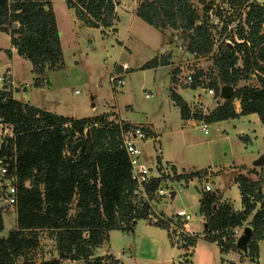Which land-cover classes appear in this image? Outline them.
Returning a JSON list of instances; mask_svg holds the SVG:
<instances>
[{"label": "trees", "instance_id": "16d2710c", "mask_svg": "<svg viewBox=\"0 0 264 264\" xmlns=\"http://www.w3.org/2000/svg\"><path fill=\"white\" fill-rule=\"evenodd\" d=\"M64 1L83 25L101 31L116 29L114 0ZM196 1L200 7L193 0H139L135 14L160 32L167 28L178 31L189 53L213 55L216 78L208 86L214 97L221 96L222 85L233 91L208 113L192 111L172 87L170 99L185 120L192 118L209 124L256 113L264 126V5L252 0H220L232 10L228 11L214 4L215 0ZM212 15L218 22L211 20ZM235 19H238L236 26L229 31L228 26ZM14 23L17 26L12 28ZM0 31L10 36L16 54L30 62L31 71L36 74L35 86L44 82L41 76L46 71L62 67L63 53L51 0H0ZM220 36H228L230 42H218ZM215 46L217 52L213 53ZM7 54L11 57L10 48ZM168 64V57L161 54L139 68ZM178 71L172 70V82ZM203 75V70H197L187 85L201 86ZM236 100L239 111L235 109ZM0 114L14 131L6 153L12 158L18 197L16 227L6 236L0 234V264H61L64 260L119 264L112 254L94 256V250L108 241L111 230L130 231L137 220H149L155 205L165 202L166 196L156 190L167 181L182 177L168 174L154 177L144 185L147 198L141 195L131 178L130 162L121 139V129L134 125L111 120L107 114L68 117L2 91ZM79 139L85 140L89 154L73 151L72 144ZM261 177L252 179L243 173L234 177L241 209L219 201L212 191H200L198 197V211L204 219L203 239L215 242L221 252L232 250L243 254L236 246L234 229L248 225L252 235L244 254L255 263L259 259V241L264 240ZM2 213L0 210V233L4 228ZM152 224L168 230L182 223L169 217L158 218ZM40 231L54 237L56 257L35 259ZM184 240L185 246L194 245L196 236H186Z\"/></svg>", "mask_w": 264, "mask_h": 264}, {"label": "rangeland", "instance_id": "374dc122", "mask_svg": "<svg viewBox=\"0 0 264 264\" xmlns=\"http://www.w3.org/2000/svg\"><path fill=\"white\" fill-rule=\"evenodd\" d=\"M114 1L118 14L114 23L116 29L106 28L100 32L98 28L82 25L64 0H51L61 38L63 65L46 71L41 76L44 82L39 86L33 84L36 74L31 71L28 60L17 54L8 56L10 36L0 31V65L9 68L14 77L18 86L14 93L16 99L37 106L49 103L58 111L77 118L107 114L118 122L123 119L133 125H149L148 130L154 134L138 143L141 161L153 174L157 170L159 175L182 176L162 184L170 193L164 198L165 202L154 208L156 214L165 219L173 217L174 220L173 213L179 208L191 212L193 219L188 223L195 230L194 245L185 247L187 235L176 233L174 226L168 230L157 227L152 224L155 219L149 218L138 220L130 231L111 230L108 241L95 249L96 255L113 253L123 257V264H190L192 261L193 264H264V240L259 241L257 263L250 261L244 252L221 253L216 244L204 240V219L198 211V194L204 191L203 185L208 181H214V188L221 185L231 203L240 206L239 191L232 184L231 176L235 173L246 175L241 165L258 166L254 163L264 158L262 124L249 114L243 118L209 123L208 131L204 132L199 127L202 124L199 120L181 119L178 107L169 97L170 87L189 102L193 111L205 112L206 108L207 113L208 106L211 108L216 102L214 94L208 92V83L216 78L212 67L213 55L191 54L178 31L167 28L160 32L137 17L134 9L139 0ZM252 1L264 4V0ZM193 2L200 7L196 0ZM214 4L232 11L220 0H215ZM233 16L237 17L235 11ZM210 18L218 22L216 16ZM222 40L228 42L229 37H218V42ZM161 54L168 57V65L139 68ZM123 63L129 69L123 70ZM174 68L179 71L172 82ZM197 70L204 72L200 78L201 86L189 87L186 75ZM116 73H123L125 81L122 86L114 88L109 78ZM239 135H248L251 141L239 138ZM158 158L160 164L157 163ZM173 165L175 169H172ZM204 168L208 171L201 172L200 176L183 177ZM261 176L264 190V169ZM173 191L174 194L176 192L174 198L171 197ZM2 217V235H6L16 227V212L6 210ZM51 238L54 240L47 231L39 232L34 249L37 261L43 260L46 253L52 254L55 243ZM229 258L234 261H228ZM79 261L78 264H85L83 260Z\"/></svg>", "mask_w": 264, "mask_h": 264}, {"label": "built area", "instance_id": "2783aa9c", "mask_svg": "<svg viewBox=\"0 0 264 264\" xmlns=\"http://www.w3.org/2000/svg\"><path fill=\"white\" fill-rule=\"evenodd\" d=\"M262 4L261 2H258ZM233 25L228 26L229 29H234L238 19L234 20ZM227 41V40H226ZM230 42V41H228ZM123 70L129 69L126 63L122 65ZM124 74L117 73L110 76V82L113 84L114 88L122 86L124 84ZM193 79V74L186 75V84L190 83ZM18 86L14 80L12 74H10L9 69L0 65V91L10 92L14 97V93L17 91ZM209 93H213L212 88H208ZM148 96V95H147ZM201 129L204 132L208 131L207 123L203 122L200 124ZM148 132L140 126H131L128 129H121V139L122 145L125 149V152L128 156L130 167H131V178L136 182L138 192L146 197L144 185L149 183L152 178L159 177L158 174L154 175L150 168H148L140 159L141 150L138 147V143L147 139ZM14 136V131L12 124L7 121L0 114V210L3 212L6 210H16L17 206V185H16V176L13 173L11 167L12 158L9 157L6 153L9 140ZM203 189L209 191L211 186L209 183H205ZM156 193L159 195H169L170 191L167 188L159 187L156 190ZM147 198V197H146ZM150 218L165 219L161 214H156V209L153 208V213L150 215ZM175 218L179 220L182 224L180 226H174L177 229L178 234H186L185 229L187 223L193 219L192 213L186 210L185 208H179L175 211ZM172 225V224H171ZM245 225L237 227L234 229V235L236 240L241 234L242 228ZM228 261H234L232 258H229Z\"/></svg>", "mask_w": 264, "mask_h": 264}, {"label": "crops", "instance_id": "0c3cea01", "mask_svg": "<svg viewBox=\"0 0 264 264\" xmlns=\"http://www.w3.org/2000/svg\"><path fill=\"white\" fill-rule=\"evenodd\" d=\"M264 5V4H263ZM117 3L115 4V11L117 12ZM136 9V8H135ZM135 9H134V13H135ZM73 10V9H72ZM118 15V14H117ZM136 15V14H135ZM56 17V16H55ZM56 22H57V20H56ZM81 22V21H80ZM82 23V22H81ZM83 25V24H82ZM88 27V26H87ZM116 27V26H115ZM99 30H100V32H101V29L100 28H98ZM111 30V29H110ZM108 33L110 32L109 30H106ZM2 32V31H1ZM111 32H113V31H111ZM59 36H60V33H59ZM10 40V39H9ZM60 40H61V38H60ZM61 42V41H60ZM9 48L12 50V55L13 54H16V52H15V49L13 48V47H11V45H10V43H9ZM8 48V49H9ZM159 66H163V65H159ZM158 67V66H157ZM156 68V67H155ZM112 71H114V69L112 70ZM117 74V73H116ZM18 90V89H17ZM14 98H15V96H14ZM215 98V104L210 108L209 106H208V109H209V111L210 110H212L216 105H218V103H221L222 102V100L224 99V96L223 95H221L220 97H214ZM187 103H188V105H189V107L191 108V105L189 104V102L188 101H186ZM27 103H29V102H27ZM30 104V103H29ZM47 104V105H46ZM46 104H41V105H39V106H37V105H34V106H36V107H39V108H42V109H45V110H47V111H51V112H55V113H57V114H60V115H64V116H68V117H72V116H69V115H66L65 113H63L62 111H58L57 109H55L53 106H51V105H49V103H46ZM234 104H235V109H236V111H239L240 110V106H239V101L238 100H236L235 102H234ZM32 105V104H31ZM191 110H192V108H191ZM204 110H205V112H203V113H206V108H204ZM193 111V110H192ZM208 111V112H209ZM207 112V113H208ZM249 114H251L252 116V118L253 119H255V120H259V118H258V116H257V114L256 113H249ZM249 114H245V115H239V116H237V117H235V118H243V117H246V116H248ZM73 118H77V117H73ZM78 118H81V117H78ZM181 118V117H180ZM182 119V118H181ZM192 119V118H191ZM191 119H186V120H191ZM121 120H123V119H121ZM185 120V119H184ZM195 120V119H194ZM227 120V119H226ZM123 121H125V120H123ZM222 121V120H221ZM125 122H127V121H125ZM201 123H203L204 121H200ZM216 122H218V121H216ZM260 122V121H259ZM128 123H130V122H128ZM131 124V123H130ZM133 125V124H132ZM134 126H140V127H144V128H146L147 129V132L149 131L148 129V126L149 125H134ZM207 126H208V123H207ZM263 126V125H262ZM199 127H200V125H199ZM152 128V127H151ZM263 136H262V138H263V141H264V126H263ZM155 130V129H154ZM149 134V133H148ZM154 133H152V135H153ZM239 138H243L244 140H246V141H251V138L248 136V135H246V136H241V135H239ZM254 164H258L257 162L256 163H254ZM174 166V165H173ZM235 166V165H234ZM240 167H242V169L247 173L246 175L247 176H249L250 178H252V179H258L260 176H261V171H262V169H264V165H260V164H258V166H252V167H248L247 165H241ZM174 168H175V166H174ZM255 168V171L253 170ZM249 169L251 170V171H249ZM208 171V169H201V170H198V171H196V172H199V174H197V175H194L193 177H196V176H200V173L201 172H205V171ZM252 171H253V173H254V175L252 174ZM196 172H193V173H196ZM210 172H212L213 173V170H210ZM248 172H251L250 174L248 173ZM153 173V172H152ZM156 174H158V172H157V170H155V172H154V175H156ZM239 174V173H238ZM251 174L253 175V176H255V178L254 177H252L251 176ZM159 175V174H158ZM237 174L235 173V174H233L232 176H231V181H232V184L233 185H235V186H237V184L234 182V177L236 176ZM160 176V175H159ZM192 177V178H193ZM262 182V181H261ZM206 183H209L210 184V186H211V189L209 190V191H211L212 190V192H214V193H216V195H217V197H218V199H219V201H221V202H226V203H228V204H230L234 209H241L242 208V206H241V196H240V192H239V197H240V206L239 207H236V206H234L232 203H231V201L229 200V197H227V195L224 193V190L222 189V186L221 185H218L217 187H213V184H214V181H208V182H206ZM261 185H262V188H263V184L261 183ZM160 187H162V185L160 186ZM203 187H204V185H203ZM238 188V187H237ZM238 191H239V189H238ZM174 192V191H173ZM176 195V192H175V194H174V196ZM174 196L172 197V198H174ZM198 197H199V194H198ZM173 215H174V217H175V212L173 213ZM201 215V214H200ZM202 216V215H201ZM3 218V217H2ZM202 218H203V216H202ZM142 220V219H141ZM138 222V220L136 221V223ZM203 226H204V220H203ZM165 230V229H164ZM194 232H195V230L193 229V226L191 225V224H189V223H187V226H186V229H185V235H187V236H193L194 235ZM1 235H2V232L0 233ZM109 234H110V232H109ZM204 234V233H203ZM203 234H202V238H203ZM7 235V234H6ZM6 235H2V236H6ZM51 241H53V243H55V241L51 238L50 239ZM210 243H214V244H216L215 242H210ZM217 245V244H216ZM187 246H189V245H187ZM218 246V245H217ZM186 247V246H185ZM184 248V247H183ZM219 248V247H218ZM219 251H220V249H219ZM232 251V250H231ZM221 252V251H220ZM235 252V251H234ZM221 253H223V252H221ZM105 254H112L115 258H117L118 260H119V264H123L124 263V259H123V257H121V258H119V256H117V255H114L113 253H105ZM105 254H103V255H105ZM123 254L125 255V253H124V251H123ZM46 256L43 258L44 260H46V259H51L52 257H56L57 256V252H56V249H55V247H53L52 248V254L51 255H48V253H46L45 254ZM94 256H102V255H96V253H95V250H94ZM259 260V259H258ZM190 261V260H189ZM63 262H68V261H63ZM80 261H73L71 264H74V263H76V264H78ZM190 264H193V261L192 262H190Z\"/></svg>", "mask_w": 264, "mask_h": 264}, {"label": "water", "instance_id": "95a60500", "mask_svg": "<svg viewBox=\"0 0 264 264\" xmlns=\"http://www.w3.org/2000/svg\"><path fill=\"white\" fill-rule=\"evenodd\" d=\"M16 26H17V24L14 23L12 25V28H15ZM7 69H9V68H7ZM232 91H233V89L231 87L227 86V87L222 89L221 95H223L224 97L228 96L229 94L232 93ZM72 149H73V151L78 152L81 155L84 153L89 154V149H88L87 143L83 139H79V140L75 141L72 144ZM257 163L258 164H264V158L262 157ZM173 196H174V192H172V194H171V197H173ZM251 235H252L251 227L248 225H245L242 228L241 234L238 236V238L236 240V246L242 252H247V244H248V241H249Z\"/></svg>", "mask_w": 264, "mask_h": 264}]
</instances>
